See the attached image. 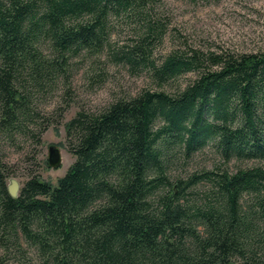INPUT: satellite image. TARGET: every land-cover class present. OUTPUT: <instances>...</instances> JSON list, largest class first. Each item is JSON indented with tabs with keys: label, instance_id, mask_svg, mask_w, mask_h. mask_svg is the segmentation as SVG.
Returning a JSON list of instances; mask_svg holds the SVG:
<instances>
[{
	"label": "trees",
	"instance_id": "obj_1",
	"mask_svg": "<svg viewBox=\"0 0 264 264\" xmlns=\"http://www.w3.org/2000/svg\"><path fill=\"white\" fill-rule=\"evenodd\" d=\"M158 1L0 0V264L29 249L38 264H264V50L188 45L156 58ZM125 27L135 37L117 43ZM110 61L159 86L195 77L80 108L65 124L66 173L53 183L32 170L13 197L2 139L40 141L64 110L40 101L68 103L76 71L102 81ZM207 148L212 167L171 174Z\"/></svg>",
	"mask_w": 264,
	"mask_h": 264
},
{
	"label": "rangeland",
	"instance_id": "obj_2",
	"mask_svg": "<svg viewBox=\"0 0 264 264\" xmlns=\"http://www.w3.org/2000/svg\"><path fill=\"white\" fill-rule=\"evenodd\" d=\"M153 17L166 26L164 37L157 42L154 50L156 58L163 57L171 49L188 45L203 49H229L237 53L264 50V0H200L198 3L190 0H159ZM133 37L134 30L125 27L113 35V40L123 44L131 41ZM86 69L87 65L76 71L72 77L74 95L68 101L69 104L61 97L60 92L40 101V107L46 111H54L58 105L61 107L59 111L64 109L62 116L53 114L51 125L42 133L40 141L23 134H17L14 141L2 139L4 159L12 166V177L21 186L30 177L32 170L53 183L66 173L75 157L68 150L65 124L80 108L98 110L116 97L135 95L145 88H162L174 92L195 77L194 73H187L170 85L159 86L147 70L134 71L129 66L110 61L105 65L104 79L91 82L84 76ZM51 146L61 150L62 163L59 167H52L48 163ZM216 157L215 152L207 148L194 154L187 163L179 159L176 164L178 166L170 169L171 174L185 176L188 171L212 167ZM234 164V161L231 162V166ZM28 252L29 259L12 255L7 260L8 264H38L35 253L30 249ZM3 253L4 248L0 245V256ZM26 261L28 262L25 263Z\"/></svg>",
	"mask_w": 264,
	"mask_h": 264
},
{
	"label": "water",
	"instance_id": "obj_3",
	"mask_svg": "<svg viewBox=\"0 0 264 264\" xmlns=\"http://www.w3.org/2000/svg\"><path fill=\"white\" fill-rule=\"evenodd\" d=\"M48 163L52 167H59L62 163V155L59 147H50ZM9 192L13 197H17L21 188V183L15 178L11 177L9 181Z\"/></svg>",
	"mask_w": 264,
	"mask_h": 264
}]
</instances>
